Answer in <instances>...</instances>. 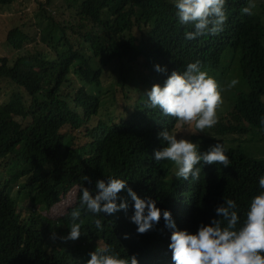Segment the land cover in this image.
I'll list each match as a JSON object with an SVG mask.
<instances>
[{
	"label": "trees",
	"instance_id": "16d2710c",
	"mask_svg": "<svg viewBox=\"0 0 264 264\" xmlns=\"http://www.w3.org/2000/svg\"><path fill=\"white\" fill-rule=\"evenodd\" d=\"M15 1L0 0V7ZM65 2L73 12L66 21L57 20L46 4L40 6L38 41L48 49L23 50L37 38L17 24L6 34L17 55L0 56V84L5 82L7 93L0 101V264H85L97 244L121 257L135 254L145 264L149 230L136 232L129 219L133 201L123 189L127 211L94 217L81 209V235L64 239L80 189L94 191L96 180L108 175L126 179L138 195L155 199L175 218L186 206L191 219L208 223L223 197L234 199L242 212L260 191L264 159L224 145L229 165L201 164L198 180L177 179L172 162H156L151 155L162 146L160 130L177 132L186 125L147 108L144 94L191 61L200 60L204 70L218 75L232 53L249 91L238 92L231 103L222 95L230 70L215 78L231 107L198 138L208 145L264 139L259 123L264 116V0H253L252 15L240 12L248 0H228L224 30L193 40L184 38L191 27L177 22L170 0ZM156 64L166 70L156 71ZM112 67L118 74L109 82L113 89L107 99L102 88ZM129 70L136 74L132 82ZM250 132L257 134L249 138ZM74 188V201L65 203ZM61 201L65 205L52 216L40 213ZM95 218L102 220L101 231L92 223Z\"/></svg>",
	"mask_w": 264,
	"mask_h": 264
},
{
	"label": "clouds",
	"instance_id": "9594fccd",
	"mask_svg": "<svg viewBox=\"0 0 264 264\" xmlns=\"http://www.w3.org/2000/svg\"><path fill=\"white\" fill-rule=\"evenodd\" d=\"M180 25L190 26L184 32L186 40L202 35H217L224 30L227 20L225 5L228 0H170ZM253 0L240 9L242 14L252 15ZM158 72L166 69L154 65ZM238 83L231 79L227 87ZM222 88L200 60L188 62L182 71L174 69L163 83H154L144 94L145 106L159 109L162 117H172L178 124L187 125L192 134L206 132L217 123V107L222 103ZM264 99V98H262ZM259 123L264 126V116ZM161 147L152 153L156 162L162 160L174 164L173 175L177 179L192 181L199 179L202 164L229 165L227 149L221 142L210 145L201 152L199 142H193L164 127L157 133ZM88 177L84 176L83 180ZM260 191L253 194L241 212L232 198H222L216 205L208 223L191 219L190 210L185 206L179 218L170 210H161L151 197H141L127 180L108 175L107 180L97 179L95 190L82 187L79 191V207L70 213L69 231L64 239L75 240L81 235L83 221L81 209L94 217L99 214L111 215L120 210L127 211L128 201L120 195L125 190L133 201L130 221L136 225L137 233H148L149 252L145 264H264V174L258 179ZM119 201V202H118ZM238 212L240 214L238 215ZM161 216L163 219H161ZM161 219V220H160ZM97 231L103 229L102 220L95 218ZM128 233L123 238H128ZM85 264H139L135 254L121 257L110 250V246L97 244L89 252Z\"/></svg>",
	"mask_w": 264,
	"mask_h": 264
},
{
	"label": "rangeland",
	"instance_id": "374dc122",
	"mask_svg": "<svg viewBox=\"0 0 264 264\" xmlns=\"http://www.w3.org/2000/svg\"><path fill=\"white\" fill-rule=\"evenodd\" d=\"M48 0H17L15 1L12 5H10L9 7H0V56H9L10 59L15 58V56L17 55L18 51H14V49L12 47H10L7 44L6 41V34H7V30L11 27H13L14 25L17 24H25L26 25V29L28 30L29 33L33 34L36 36L37 38V42H31L28 43L26 45V47L23 49H27V50H31V51H35L36 49H48V47H46V45L42 44L39 40V33L40 30L43 27V23H42V16H41V10H40V6H44L46 4V8L56 17L57 20H62V21H66L71 19V13L70 10H66V8L64 7V5L66 4L65 0H50L49 3H47ZM264 21V20H263ZM20 52V51H19ZM235 57H233V54H229L227 56V58H225V64H226V69L221 68V70L219 71L218 75H215L214 73H210L211 76H213L214 78H224L225 75H223V72H227L230 70L229 75L224 78V80H226L228 78V82L233 79L236 78L238 80V83L233 86L232 88H228L227 84H226V88L224 89L222 95H224V97L228 100L231 101L232 103V99L233 97L238 93V92H248L249 91V86L248 83L245 81V79L242 76V71H241V67H240V63H239V59H237L236 61L233 60ZM130 68V67H129ZM108 72H111L110 76L109 73H106V77L104 81V85L102 88V91H104V93L102 94V96H104L106 94L107 99H110L112 94L111 92L109 93L110 90H112V86L111 83H109L110 81H116L117 79V72L115 67L112 68H108ZM128 70V69H127ZM222 75H219L221 74ZM127 77L130 80L129 82H132L136 77L133 73V71H128L127 72ZM223 80V79H222ZM0 101L6 96L5 92V82H2L0 84ZM223 97V96H222ZM264 98V96H263ZM228 102H226L223 98H222V103L217 107V117L223 115L224 113H226L231 105L227 104ZM131 109V108H130ZM175 133H177V137H185L187 139L192 140L193 142H199V149L200 148H205L208 149V147L210 145L205 144L204 142H201L200 140H202L201 138H198V136L200 134H203L205 132H197L195 134H192L191 132H189L187 130V125L185 127L180 128L177 132L175 131ZM255 132H250L248 135L249 138H251L252 134H254ZM257 133H255L256 135ZM217 138H221L220 136H216ZM223 138V137H222ZM230 137H227V139H229ZM224 145H228L231 147H236L239 150H241V152H243L244 154L248 155V156H252L258 159H264V139H259V140H249V141H242V142H233V144L231 142H222ZM174 173V171H173ZM174 176V175H173ZM17 188L13 189V194H16ZM75 188L73 190H71L70 194L65 198L64 202L69 204L72 203L75 199ZM27 203V201H25ZM64 202H60L59 204H56L55 206H53L51 209H40V213L43 216H48V215H53L57 212L58 209H60L62 206H64ZM21 205H24V203L20 202Z\"/></svg>",
	"mask_w": 264,
	"mask_h": 264
}]
</instances>
